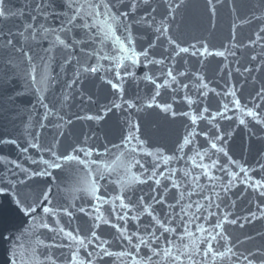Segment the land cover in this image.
Here are the masks:
<instances>
[{
	"label": "water",
	"instance_id": "1",
	"mask_svg": "<svg viewBox=\"0 0 264 264\" xmlns=\"http://www.w3.org/2000/svg\"><path fill=\"white\" fill-rule=\"evenodd\" d=\"M38 2L41 0H6L8 8L14 12L22 11L23 15L0 22V33H10L7 39L13 40V45L7 46L5 36L0 34V139L17 141L15 145L0 144V155L6 157L5 162H0V186L7 183L14 185L11 197H0V233L3 234V238H0V264H12L13 259L16 264H51L47 259L49 256L57 264H67V260L71 258L69 248H45L43 244L71 245V251L78 247L71 240H54V233L42 227L44 223L57 227L54 218L41 211V204L47 203L41 199V193L45 189L52 190L49 207L67 208L72 213L69 217L61 211L55 219L68 231L75 232L79 229L78 234L87 237L85 244L88 252L98 251L96 246L100 241L90 236L92 224L98 222L100 227L95 229L97 235L101 240L110 241L106 245L110 251L133 253L132 257H105L102 264H133L134 259L145 264L143 258L149 254L147 249L141 246L137 255L127 240L117 238L120 233L111 224L124 227V222L117 220L112 214L113 205L104 203L101 212H95L94 205H97V201L84 191L90 181L84 166L61 161V169H49L52 177L28 180L24 172L10 163L16 161L21 167L32 171L43 169L47 166L40 163L41 158L52 160L53 157L46 149L54 145L57 154L71 151L72 145L94 147L101 153H105L107 149L102 157L94 154L89 158L103 160L112 169L104 172V180H99L98 195L114 199L122 194L125 203L130 199L134 204L143 195L145 203L153 204L156 215L162 220L165 215L161 211V205L153 203L150 196L163 195L165 211L168 204H176L173 214L179 213L182 206L186 208L195 201L207 208L209 201L204 196L212 197V207L208 211L214 212L215 216L205 220L203 216L207 212L201 209L203 215L196 222L208 229V232H200L196 224H188V229L194 233L188 236L178 216L170 225L176 228V233H164L158 242L153 241L141 229V235L161 253L159 256H152L147 264H190L187 256H181L180 261H173L171 257L164 255V249H171L173 256L180 255L185 252L184 245H188L187 252L193 254L197 264H212L211 256L205 262L202 255H195L196 246L204 250L211 242L216 250H226L225 239L217 235L221 229L214 228L215 223L222 220L225 214H230L229 220L238 221L236 225L223 224V234L228 238L227 246L237 255L224 260L217 259L215 264H247L243 255L257 249L264 250V219H252L251 223L244 220L250 212L256 213L258 217L264 214V197L248 187L253 180H264V169L260 167L264 164V126L247 115L248 109L264 115V99L255 95L259 88L264 87V39L253 43L256 41L255 34L264 28V2L220 0L217 3L213 0V13L208 0H182V3L180 0H168L169 3H179L180 6L173 13L174 19H166L164 0H153L152 7L157 8V11L147 16L146 22L141 20L147 15L146 9L139 5L137 11L123 21L131 26V39L134 41L127 52L121 51L119 43L112 39L101 44V37L97 36L93 43L85 37L86 30L74 29L67 35L59 31L45 32L44 28L60 29L61 21L51 16L45 22L36 10ZM130 3L131 0H125L123 5L118 4L117 7L124 11ZM55 7L58 11H67L59 2ZM71 14L69 11V15ZM254 16L260 19H253ZM162 20L168 27V31L163 34L156 31ZM29 24L32 25L31 28H28ZM42 24L44 28L40 27ZM93 34L94 30L88 33L89 36ZM57 35L67 43H73V40L85 43L65 48L55 43ZM116 35L121 39L128 35L122 24L117 26ZM260 35L264 37V32ZM169 37L181 47L189 48V52L177 55L179 49L169 42ZM124 42L128 44L127 40ZM205 48L208 49L207 52L204 51ZM94 50L100 52L101 56L111 55L114 59L89 56ZM144 51H147V57L141 55ZM24 52L32 56L31 64L25 59ZM219 52L224 55H216ZM117 56L122 67L117 66ZM253 56L256 57L255 60L251 59ZM7 61L15 65L14 69H9L15 73V79L10 75L5 78ZM32 66L36 69L35 84L26 81L27 72ZM84 67H97L99 70L96 73H84ZM245 68L252 71L246 72ZM78 70H81L80 80L69 87ZM169 70L172 71V76L168 75ZM116 72L121 74L122 81L117 80ZM126 72L132 75H126ZM108 80L119 83L122 91L113 89L107 83ZM233 91L235 96L231 95ZM65 96L68 97L67 100L64 99ZM39 97H43L44 102L52 109L46 120L43 118L45 109L38 103ZM88 97L91 99H87ZM234 100H238L239 104L234 103ZM113 103L121 104L122 107L113 108L105 114L104 110ZM129 104L136 107H129ZM256 104L259 108L255 107ZM173 112L176 113L175 116L172 115ZM78 116H103V119H77ZM69 119L72 124L66 126L65 135L59 138L57 144L53 125L63 124ZM241 120L245 123L241 124ZM41 122L47 127L41 129ZM128 122L139 124L140 130L136 134L144 141L143 145L139 140H133L130 145L124 146L123 137L129 131ZM189 133L193 135L189 136ZM35 136L39 137L40 149L29 147ZM85 137H88L86 145ZM185 137L191 143L185 144ZM218 137L224 139L220 140ZM213 143L217 144V148L223 147L228 155L212 148ZM26 147L28 151L25 153L22 149ZM130 148L137 151L130 152ZM197 152L201 155L198 156ZM161 153L165 158H174L166 163L159 158ZM192 158H195V164L211 165L215 161L216 167H196ZM134 159L139 160L143 168L136 165L129 169L128 164ZM33 160L37 163H33ZM240 166L247 171L241 172ZM91 167L96 169V165ZM206 171L219 179L209 180L203 174ZM185 172L189 175L185 176ZM232 174L238 175L233 178ZM134 177L147 180V183H138ZM194 177H198V181ZM156 180L160 181L159 185L155 183ZM173 181L180 185L179 189L173 187ZM222 185L230 187V191L225 192ZM193 190L198 194L189 197L187 194ZM181 192L185 194L183 199H179ZM15 198L35 205L33 217L24 216L17 210L13 203ZM216 204H219V208L215 207ZM118 205L119 201H116V211L122 214ZM81 207L85 212L80 211ZM188 211L195 212V205ZM138 213L141 214V225L151 223V217L143 213L142 208L137 207L128 215L131 217ZM97 215L110 220L111 224H104L102 220L94 221L92 218ZM184 219L187 220L188 217ZM165 223L167 224V220ZM239 224H244V227H239ZM127 228L129 231L126 235L136 231V222L129 220ZM160 232L161 229L156 226L158 236ZM209 232L211 236H216L219 243L211 240ZM137 242L136 237H133L132 243ZM13 252L16 253L15 257ZM80 255L87 259L84 248H80ZM96 264L101 262L97 261Z\"/></svg>",
	"mask_w": 264,
	"mask_h": 264
},
{
	"label": "snow or ice",
	"instance_id": "2",
	"mask_svg": "<svg viewBox=\"0 0 264 264\" xmlns=\"http://www.w3.org/2000/svg\"><path fill=\"white\" fill-rule=\"evenodd\" d=\"M62 3L67 11H58L55 7L57 3ZM125 0H41V2H38L36 4V10L39 11L40 15L44 18L45 22L49 20L51 16H55L57 19L61 21V26L60 29L56 28H44V25L42 24L40 27L44 28L45 32H63L65 35L68 33L73 32L74 29H81V30H86L84 32L85 37L87 39L91 40L93 43L96 41V37L100 36V43L104 44L105 41L112 39L115 40L116 42L119 43L121 51L127 52L130 50V45L134 43L131 39V31L130 28L131 26L129 24L123 23L124 20L129 18V16L133 13H135L138 9L139 5H143L146 9L147 15L142 17L141 20L147 21V16L151 15L152 13H155L157 11V8L152 7L153 0H131V3L127 6V10L121 11L120 8L117 7V5H123ZM217 3L220 2V0H216ZM264 2V0H262ZM180 3H182V0H180ZM208 4L210 6L211 12H215V7L213 5V0H208ZM164 5H165V13L164 16L165 18H173V13L179 8L180 4L179 3H169L168 0H164ZM113 9H116V11H113ZM69 11L72 13L69 15ZM119 13V14H117ZM18 15H23L22 11H12L10 8L7 7L6 0H0V22L6 21L12 17H16ZM103 17L104 19H101ZM152 19L154 20L155 17L153 16ZM253 19H260V17H253ZM79 21V23H77ZM91 21V23L89 22ZM141 21H136V23H140ZM251 22V21H248ZM161 26L156 29L157 32L163 34V32L168 31V27L165 26L164 21L162 20ZM123 25L124 32L127 33L128 35L124 37V39H121L120 36L116 35V28L119 25ZM32 25L29 24L28 28H31ZM94 34L89 36L88 33L93 32ZM261 32H264V28L260 29V32H257L256 35V41L258 42L259 40L264 39L260 35ZM5 36L6 38V44L7 46H12L13 45V40L12 39H7V36L10 35V33H0ZM19 35H23V33H19ZM169 42L171 44H174L176 48L179 49V52L177 55L180 53H188L189 48L187 47H181L178 43H176L175 40H172L171 37L168 38ZM125 40L128 41V44H125ZM58 45H61L65 48H72L74 44H79V43H85V41H77L73 40V43H67L65 39H61L59 35L56 36V41ZM152 45H150L151 47ZM193 48H195V45H192ZM16 51H22V49H16ZM199 51V50H197ZM205 52L208 51L207 48L204 49ZM196 53H193L195 55ZM89 56H96L99 59H104V60H111L114 59L111 55H100V52L93 51L92 53L88 54ZM141 55L147 57L148 53L147 51H144L141 53ZM216 55L223 56V52L216 53ZM24 57L25 59L31 64L32 61V56L29 55V53L24 52ZM115 59H117V66L122 67L123 65L119 64V57L117 56ZM252 60H255L256 57L253 56L251 57ZM70 63L71 61H67ZM151 62V61H150ZM133 63H136V60H133ZM162 63V61H160ZM103 66L101 65L100 68ZM15 65L11 61H7L5 63V78L10 75L12 76L13 79L16 78L14 72H10L9 69H14ZM99 69L97 67H84L82 69V72L84 73H96ZM259 70V69H257ZM35 66H32L30 70L27 72L26 75V81H31L33 84L36 82V76H35ZM246 72H251L252 69L245 68ZM126 75L131 76L132 73L126 72ZM80 75H81V70H78L77 73L75 74V78L71 81V83L68 85L71 87L73 84H76L77 81L80 80ZM168 75L172 76V71H168ZM183 75V73H181ZM116 77L117 80L122 81L123 77L119 72H116ZM173 80H175V77H173ZM10 83V81H8ZM107 83L111 84L112 88L117 90V91H122L120 88L119 83H113V81L108 80ZM154 83V81H153ZM206 87V85H205ZM36 91H40V89H36ZM157 95H159V92H157ZM231 95L235 96V91L231 93ZM256 97L264 99V87H261L257 90L256 92ZM65 100L68 99L67 96L64 97ZM87 99H91L88 97ZM234 103L237 105L239 104L238 100H234ZM38 103L40 104L41 107L45 109L44 113V119H48L49 115L52 113V109L49 108L48 104L44 102L43 97L38 98ZM127 103V102H126ZM121 104H116L113 103L111 107H108L104 110L105 114L107 112H111L113 108L119 109L121 108ZM129 107H136L134 104H129ZM151 107V105H149ZM170 107V106H169ZM256 108H259V105H255ZM225 108L227 106L225 105ZM167 111V108L164 109ZM207 111V109H205ZM173 116L176 115L175 112L172 113ZM247 115L251 117L257 124L264 126V115H261L260 112H257L254 109H248L247 110ZM227 118V117H226ZM63 120V117L60 118ZM77 119H89V120H97V119H103V116H87V117H77ZM129 123V131L127 134L123 137V144L125 147L130 145L133 140H139L140 144L143 145L144 141L140 140V137L136 134L140 130V126L138 123L135 122H128ZM193 123H195V117H193ZM241 124H244L245 121L241 120ZM72 120H68L63 124H55L53 127L56 129L55 132V142L58 144L59 143V138L63 137L65 135V129L67 125H71ZM47 125H45L43 122L40 123V128L44 129L46 128ZM31 135V133H29ZM193 133H189V136H192ZM87 139L88 137H85L84 143L85 145L87 144ZM218 139L223 140V137H218ZM34 142L29 143V147L35 148V149H40V144H39V137L35 136L33 137ZM184 143L189 144L191 141L185 137L184 138ZM0 144H17V141L15 139H0ZM54 147H49L46 149V151L50 154L51 157H53L52 160H45L41 158L40 163H43L47 167L32 171L27 168L21 167L16 161H10L11 164L15 165L16 168L20 169V171L24 172L26 175V179L30 180L35 177H40V178H45V177H52V171H49V169L56 170V169H61L63 165L60 163L61 161H64L65 163L69 162H75L78 165L84 166L85 169L88 171V176L90 177V181L88 182V187L84 189L85 193L94 198L97 201V205H94V209L96 213L101 212V207H103L104 203H110L113 205L112 207V214L115 216L117 220L123 221L124 222V227H121L120 224H111V221L108 219H103L102 215H97L93 217L94 221H101L104 224H111L113 228H115L119 233L120 236L117 237L118 239L122 238L124 240H127L128 244L132 246L136 250L137 255L140 253L141 246H143L145 249H147V252L149 253L146 257L143 258L145 261V264L147 262H150L152 259V256H159L161 253L157 251L156 248L152 246L151 243H149V240L146 239L144 236L141 235V229H143L144 233L147 234L148 237H150L153 241H159L163 236L164 233H169V234H175L176 233V228L171 227L170 225L172 224V221L179 217L182 226L184 227L185 233H187L188 236L194 235L192 233L187 225L188 224H196L197 230L200 232H208L209 230L204 228L203 225L196 223L198 220L201 219L202 213L201 209H204L205 212H207L206 216H203L205 220H208L209 218L215 216L214 212L208 211L209 208L212 207V197L205 195L204 199L209 201V204L207 208L201 204L199 201H195L193 203H189L187 207H181L179 213L173 214V210L176 208V204H168L167 205V210L165 211L164 209V198L163 195H160L157 197L156 195L150 196L149 199L153 201L155 204L161 205V211L164 212L165 219L162 220L159 218L158 215H156L155 210L153 209V204L145 203V197L143 195L138 197V203H132L131 200L129 199L128 203H125V198L124 196L117 195L114 199L111 197H105V196H100L98 195L100 191V185H99V180H104L105 175L104 172L111 169V165L105 163L103 160H95V159H89L91 158L94 154L96 156H103L108 150L105 149V153H101L99 149H96L94 147H81L78 145H72L71 146V151H67L63 154H57V152L54 150ZM115 147V145H114ZM212 148L217 149V151L223 153L225 156L228 155V153L225 151L223 147L217 148V144L213 143ZM130 152H135L137 149H128ZM183 150V147H181V151ZM23 152H27L28 148H23ZM198 156L201 155V153L197 152L196 153ZM148 155H152L151 153H148ZM160 159H164L165 162L167 163L168 161L172 160L174 157H164L163 154L161 153L159 156ZM203 158V157H201ZM193 159V163L195 164V158ZM6 157L3 155H0V162H5ZM33 163H37V161L33 160ZM232 163H237L236 161H232ZM91 165H96V169L93 170ZM136 165H140L141 168H143V165L140 164L139 160H133L132 162H129L128 168L131 169L132 167H135ZM102 166V167H101ZM196 167L206 169V168H214L216 167V162L213 161L211 165H204V164H195ZM260 167L264 169V164H261ZM222 170V169H221ZM241 172H246L247 169H245L243 166H240ZM15 174V173H13ZM209 180H217L219 179L218 177L212 176L209 174V172H204L203 173ZM185 176H188L189 173L185 172ZM233 178H235L236 175L238 174H232ZM171 179V177H168ZM134 179L138 183H147V180H140L138 177H134ZM151 179V177H149ZM194 180L198 181V177H194ZM249 179H252L251 177ZM26 181H20V183H25ZM155 183L157 185L160 184L159 180H156ZM244 183H247L245 181ZM231 184V181L229 182V185ZM14 185L12 183H7L4 184L3 186H0V197H11L13 195L12 189ZM173 187L179 189L180 185L177 184L175 181H173ZM224 187V191L228 192L230 191V187ZM248 187L251 188L253 191H256L259 193L261 197H264V180H253L251 184H248ZM51 189H45L41 193V199L44 202L47 203H42L41 204V211L42 213L52 216L54 218V223L57 225V227H53L51 224L44 223L42 225L43 228L47 229L49 232L54 233L53 239L55 240L56 238L60 239H66V240H71L75 243L78 244V247L76 248L75 251H71V245H65V244H43V247L45 248H64L67 247L70 249V259L67 260V264H96L97 261H100L101 264L104 261L105 257H115V258H122L125 256L132 257L133 253L131 251H120V252H112L110 251L106 245L110 243V241L107 240H101V237L97 235V232L95 229H98L100 227V223L94 222L92 224V231L90 233L91 237H94L97 241H100V243L96 246L98 251L95 252H88L87 251V244H85V239L87 237L80 236L79 229H76L74 231H68L66 230L63 226L60 225V222L58 219H55V217L58 215L59 212H63L65 215L71 217L72 213L68 211L67 208H61L57 209L55 207H49L48 205L51 204L50 196H51ZM194 194H198L195 192V190L189 192L187 195L191 197ZM17 196L19 195L18 193L16 194ZM185 194L181 192L179 194V199H183ZM218 196V194H217ZM116 201H119V208L122 210V214L120 212L116 211ZM13 203L16 205L17 210L22 213L24 216L27 217H33V214L36 212V207L32 203H24L22 200L15 198L13 199ZM177 203H179V200H177ZM193 205H195V212L189 213V209L193 208ZM137 207L142 208L143 213H145L148 217H151V223L148 225H141L140 220H141V214L138 213L136 216H131L129 217L128 213L130 211L135 210ZM215 207L219 208V204H216ZM81 212H85V209L83 207L80 208ZM182 213V215H181ZM198 213H201L198 215ZM228 215L230 214H225V216L222 218V220H218L214 228L216 229H221V232L217 233L218 236H221V238L225 239V251H218L215 248H213V245L211 242L207 244V248L204 250H200L199 246L197 245V252L195 255H202L204 258V261L206 262L208 260V257H212V264H215V261L217 259L224 260L226 258H230L231 256H236L237 254L233 252L231 247L227 246L228 238L224 236L223 234V224L228 223L232 225L237 224V219H228ZM188 217L187 220L184 218ZM252 219H264V214L261 216H256V213L250 212L248 217H244V220L246 223H251ZM131 221L136 222V231L132 232L131 234L126 235L128 233V228L127 224ZM165 220H167V224L165 223ZM156 226L161 229L160 235L158 236L156 233ZM239 227L243 228L244 224H239ZM209 235L211 236V233L209 232ZM133 237H136L137 243L133 244L132 240ZM0 238H3V234L0 233ZM183 239V237H181ZM248 239H253V237H248ZM212 241H216V236H211ZM89 242H91L89 240ZM219 243V241H216ZM171 243V241H169ZM195 243V242H194ZM242 243V242H241ZM80 248H84L87 259L84 257H81L80 255ZM185 252L181 253L180 255L173 256L171 249H164V255L167 257H171L173 261H180L181 256H187V259L189 260L190 264H197V261L193 259V254H189L187 252L188 245H184ZM16 256V253L13 252V257ZM51 261V264H57V262L52 259V257H47ZM243 259L247 261V264H264V250L257 249L254 252H248L247 254L243 255ZM12 264H16V260H12ZM38 264H42V262H38ZM133 264H141V260L134 259Z\"/></svg>",
	"mask_w": 264,
	"mask_h": 264
}]
</instances>
